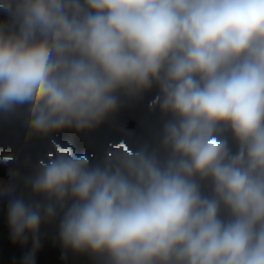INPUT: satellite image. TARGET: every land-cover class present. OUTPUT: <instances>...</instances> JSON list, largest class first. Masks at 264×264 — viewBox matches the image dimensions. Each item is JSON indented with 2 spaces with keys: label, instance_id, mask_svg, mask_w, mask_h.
Segmentation results:
<instances>
[{
  "label": "clouds",
  "instance_id": "1",
  "mask_svg": "<svg viewBox=\"0 0 264 264\" xmlns=\"http://www.w3.org/2000/svg\"><path fill=\"white\" fill-rule=\"evenodd\" d=\"M0 12V113H18L26 139L91 131L153 87L149 110L168 117L155 143L122 138L97 162L53 140L22 178L27 199L10 170L0 197L13 242L32 237L23 264L57 218L63 248L102 264H264V0H0Z\"/></svg>",
  "mask_w": 264,
  "mask_h": 264
},
{
  "label": "rangeland",
  "instance_id": "2",
  "mask_svg": "<svg viewBox=\"0 0 264 264\" xmlns=\"http://www.w3.org/2000/svg\"><path fill=\"white\" fill-rule=\"evenodd\" d=\"M4 17L5 14L0 12V19ZM157 94L158 89L153 87L138 100H123L114 116L91 131L77 133L74 129H66L47 138L34 136L26 139L28 130L22 117L18 113H0V182H9L10 170L18 172L21 179L15 181L17 195L23 193L26 199L29 198L31 194L24 188L22 178L32 173L35 163L45 155L53 140L70 145L77 155L86 154L92 162L100 160L107 146L122 138L128 139L134 147L144 142L155 143L164 120L168 118L162 116L159 110H149ZM126 133H131V136H126ZM8 152L15 153V161L4 159ZM7 205L8 198L0 197V264H23V257L32 248V237L29 234L25 245L13 242L7 220ZM58 224L57 218L41 225L40 248L35 255V264H102L90 255L65 250L59 240Z\"/></svg>",
  "mask_w": 264,
  "mask_h": 264
}]
</instances>
